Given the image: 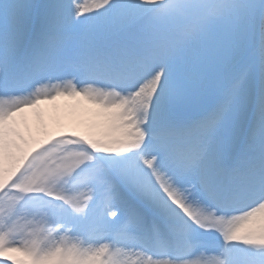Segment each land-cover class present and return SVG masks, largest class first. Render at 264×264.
Segmentation results:
<instances>
[{"label":"snow or ice","instance_id":"snow-or-ice-1","mask_svg":"<svg viewBox=\"0 0 264 264\" xmlns=\"http://www.w3.org/2000/svg\"><path fill=\"white\" fill-rule=\"evenodd\" d=\"M98 9L0 0V264H264V0Z\"/></svg>","mask_w":264,"mask_h":264},{"label":"bare ground","instance_id":"bare-ground-1","mask_svg":"<svg viewBox=\"0 0 264 264\" xmlns=\"http://www.w3.org/2000/svg\"><path fill=\"white\" fill-rule=\"evenodd\" d=\"M53 108H54V104L51 105V109H53ZM62 108H63L64 110H65V108H66L67 111H71V112L73 113V108H74V106L71 105V107H70V106L65 107V105H64ZM79 110H80L81 112H90V111H91L90 108L85 107V106H82L81 109H79ZM65 113H66V111H65ZM72 113H70V112L66 113V115L69 116L68 119H67V123H69V124H70V123H79V122L85 120L84 118H82V117L79 115V113H77L76 115H72V116H70ZM31 114H32V116H33V118H34V122H35V126H36L37 130H38V131H41V130H42V127H40V122H41V120H40V118H39V116H38V114H37V112H36V109H32V110H31ZM22 117H23V113L20 114L19 119H21ZM51 123H52V124H56V117H54V118L51 119Z\"/></svg>","mask_w":264,"mask_h":264}]
</instances>
